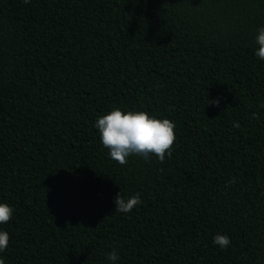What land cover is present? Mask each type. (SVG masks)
Wrapping results in <instances>:
<instances>
[{
	"label": "trees",
	"instance_id": "1",
	"mask_svg": "<svg viewBox=\"0 0 264 264\" xmlns=\"http://www.w3.org/2000/svg\"><path fill=\"white\" fill-rule=\"evenodd\" d=\"M261 27L264 0H0L5 264H264ZM114 108L174 122L171 156L111 159Z\"/></svg>",
	"mask_w": 264,
	"mask_h": 264
},
{
	"label": "clouds",
	"instance_id": "2",
	"mask_svg": "<svg viewBox=\"0 0 264 264\" xmlns=\"http://www.w3.org/2000/svg\"><path fill=\"white\" fill-rule=\"evenodd\" d=\"M30 3V0H23ZM256 43L259 45L255 55L264 60V27L258 29ZM208 104L218 106L219 101H209ZM264 107V105H261ZM253 118H258L254 113ZM239 127V124H235ZM99 130L101 143L109 150V156L121 165L127 164V157L138 155L145 160L150 155L158 157L160 162L165 160V155L171 156V148L176 140L175 124L169 119H157L145 111L123 112L120 108H114L108 114L99 117L94 125ZM236 181L229 180L232 184ZM142 203L137 193L125 199L121 193L115 199V211L129 213L137 205ZM13 209L7 203H0V224L9 222ZM9 235L6 231H0V253L8 247ZM213 243L221 249L227 248L231 241L227 235L216 234ZM107 259L115 264L119 256L115 250L106 254ZM0 264H5L0 257Z\"/></svg>",
	"mask_w": 264,
	"mask_h": 264
}]
</instances>
